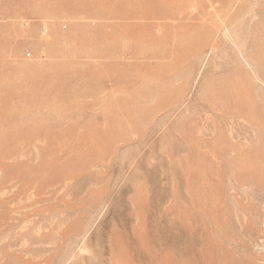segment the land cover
<instances>
[{
    "label": "rangeland",
    "instance_id": "rangeland-1",
    "mask_svg": "<svg viewBox=\"0 0 264 264\" xmlns=\"http://www.w3.org/2000/svg\"><path fill=\"white\" fill-rule=\"evenodd\" d=\"M0 264H264V0H0Z\"/></svg>",
    "mask_w": 264,
    "mask_h": 264
}]
</instances>
